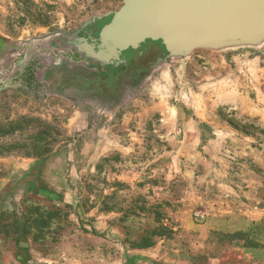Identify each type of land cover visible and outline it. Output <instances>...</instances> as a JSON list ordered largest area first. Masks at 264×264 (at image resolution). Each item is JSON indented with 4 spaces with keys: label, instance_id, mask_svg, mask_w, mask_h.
Here are the masks:
<instances>
[{
    "label": "rangeland",
    "instance_id": "rangeland-1",
    "mask_svg": "<svg viewBox=\"0 0 264 264\" xmlns=\"http://www.w3.org/2000/svg\"><path fill=\"white\" fill-rule=\"evenodd\" d=\"M123 2L0 0V264H264V33L101 59Z\"/></svg>",
    "mask_w": 264,
    "mask_h": 264
},
{
    "label": "water",
    "instance_id": "water-1",
    "mask_svg": "<svg viewBox=\"0 0 264 264\" xmlns=\"http://www.w3.org/2000/svg\"><path fill=\"white\" fill-rule=\"evenodd\" d=\"M263 33L264 0H124L101 31L99 58L117 59L145 40H159L175 54Z\"/></svg>",
    "mask_w": 264,
    "mask_h": 264
},
{
    "label": "trees",
    "instance_id": "trees-1",
    "mask_svg": "<svg viewBox=\"0 0 264 264\" xmlns=\"http://www.w3.org/2000/svg\"><path fill=\"white\" fill-rule=\"evenodd\" d=\"M19 130V126H12V125H8L7 127H0V135L5 136V135H10L11 133L18 131ZM145 247H148L149 245H144Z\"/></svg>",
    "mask_w": 264,
    "mask_h": 264
},
{
    "label": "flooded vegetation",
    "instance_id": "flooded-vegetation-1",
    "mask_svg": "<svg viewBox=\"0 0 264 264\" xmlns=\"http://www.w3.org/2000/svg\"><path fill=\"white\" fill-rule=\"evenodd\" d=\"M140 47H142V46H140ZM140 47H139V48H140ZM159 48H161V47H159ZM156 50H157V49H156ZM156 50H154V49L151 50V53H154V51L156 52ZM128 51H131V50H128ZM128 51H126V55H129V54H128V53H129ZM124 53H125V52H123V56H124ZM123 56H122V57H123ZM130 57L132 58L131 63H132V64H133V63L135 64V63H136V59H137L138 57H137V56L132 57L131 54H130ZM125 59H129V56H125ZM137 60H138V59H137Z\"/></svg>",
    "mask_w": 264,
    "mask_h": 264
}]
</instances>
